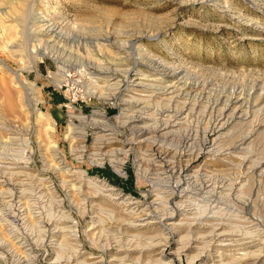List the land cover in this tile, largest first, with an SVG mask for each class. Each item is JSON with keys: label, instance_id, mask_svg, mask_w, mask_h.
<instances>
[{"label": "rangeland", "instance_id": "1", "mask_svg": "<svg viewBox=\"0 0 264 264\" xmlns=\"http://www.w3.org/2000/svg\"><path fill=\"white\" fill-rule=\"evenodd\" d=\"M21 2L0 0V58L7 64L0 63V264H26L33 258L32 256L36 258L38 264H162L161 261L164 260L166 262L164 264H168L170 259L173 260L172 264H204L205 261L201 258L206 259L207 264L227 262L237 264L236 249L240 246H235L237 243L233 240L217 235L210 238L207 235L210 230L208 226L192 225L194 219L190 217L187 218L186 224L179 228L182 235L190 238H184L185 241L181 242L178 232H170V240L165 249L166 259H159L158 251L165 238V227L159 223L160 217L166 211L165 206L161 207L165 204L162 199L170 198L172 203L170 206H173L174 202L181 198L178 193L169 195L167 193L169 190L163 186L160 191L154 190L148 176L156 172L161 173L153 159H159L158 163L165 159L164 173L159 176L164 178V181L171 180L169 185L172 188L173 186L176 188L177 183L179 189L190 190L195 187V193L199 192L201 196L210 189L204 174L194 178L191 177L190 171L194 165L201 164L207 147L216 136L209 134L207 143L202 146L204 152L200 159L186 163L185 155L191 154L192 149H195V139L201 141L204 137L203 128L209 112L205 107L198 109L194 107L193 93H189L191 97L183 94L190 90L189 81L190 84L195 81L200 83L209 81L215 93L228 91L237 86L244 88L245 91L252 87L264 89V39L253 37L250 28L236 27L230 18L222 17L223 13L212 0H28V2L25 0L26 3L22 4ZM46 2H52L54 6L60 8L58 14L52 16L54 20L64 24L65 29L69 31V39L62 43L59 41L57 49L61 50L72 63L87 60L89 56L110 59L116 62L114 68L119 70V76L127 77L118 92L117 107L112 105V102L117 103L115 97L107 100L92 98L88 101L89 104L85 105V101L80 98V88L83 83L91 81L88 76L73 72L76 80L73 82L72 79H66L63 82L68 84L61 87L63 82H59L61 76L55 74L58 73V68L53 57L46 56L44 61L33 60L28 39L30 34H36L38 31L34 30V22L37 20L34 19V15ZM228 2L245 15L264 17V0ZM29 15H32L33 21H30ZM86 15H98V21L85 24L83 19ZM75 22L79 28L73 27ZM106 31L112 35L119 33L122 39H130V42L126 46L114 45L109 49H101L97 47L96 40L103 38ZM147 32L159 33L161 36L159 39H139L141 34ZM36 35L42 36L40 33ZM75 37L81 39L80 44L74 40ZM86 38L93 43L86 46L84 44ZM162 38L166 44L161 43ZM141 42L147 43L152 51L168 59L176 69L183 70L188 87L187 90L185 88L180 90L181 98L177 97L178 92L172 91L176 84L181 88L184 82L177 83L178 76L175 73H168V68L153 64L145 53H139L137 45ZM47 67H51L54 73L48 75ZM98 67L101 68L99 65ZM141 72L152 74L156 80L141 78L144 76ZM16 74H20L27 81L25 85H28V81L34 82L36 90L19 84ZM65 93L67 97H64ZM262 95L264 102V91ZM76 96H79L76 104L83 107V111L88 114L85 119L82 116L75 119L80 138L84 133L88 134L89 130L105 128L99 122L100 114L93 113L92 108L100 110L110 108L109 115L115 128L101 129L102 145L96 150L92 148V144L90 145L92 135L89 134L88 146L83 149L85 151L80 152V149L77 153L71 151L76 145L72 143L71 136L67 135L69 112L62 104L68 102V98L72 100ZM37 98L38 107L48 113L55 122L56 129L52 133V138L57 141L63 152L64 164L73 169L84 168L89 176L106 181L116 188L113 192L117 193V199L116 195L111 196V191L105 190L103 186L97 189L77 173L69 174L66 171L64 173L58 169L57 160L53 158L52 152L45 150L51 141L50 133L44 129L39 130L36 110L32 105ZM262 109L258 116L264 119V108ZM78 111L79 109H76L77 113ZM215 111L214 116L219 112ZM175 113V122L178 120L179 124L163 129L169 118H172L170 123H173L171 115ZM247 123L238 121L235 126L229 125V128L233 127L234 134L239 138L237 141H242L241 138L249 129L258 128L256 131L258 136L254 141L258 145L256 152L264 156V122L259 126ZM167 130L174 132L164 134ZM254 137L246 138L243 142L248 144ZM138 141L141 146L136 149L135 142ZM224 143L226 142L223 140L220 145L226 149L227 144ZM175 151L177 154L174 155ZM77 156L80 159L76 158ZM101 158L104 161L102 165ZM116 158L125 161L123 168L126 174L118 173L111 165V159ZM146 169V172L152 173H146ZM51 187L55 188L59 197L64 200L65 210L70 213L71 218L64 217L58 209V204L52 197ZM258 187L257 185L256 190ZM216 190L219 192L221 188L217 187ZM119 192H122L121 197ZM193 197L186 199L188 203L186 210L191 208L189 202L194 199ZM187 212L188 216L193 215L191 210ZM175 213L176 216L172 219L167 218L166 223L179 221L180 212ZM245 213L251 216L253 210L247 207ZM132 219L136 223L152 222L147 228L146 235L149 238L143 236L138 239L128 236L132 229L129 226ZM203 221L207 223L205 219ZM239 224L247 226L245 229L248 230L244 231L262 228L264 230L263 221L259 222L257 229L255 226L248 227L249 224L243 225L242 222ZM143 229L146 230V227ZM198 230L200 235H195ZM263 230L261 232H264ZM241 233H236L237 236L234 238L240 239ZM185 242L189 244L187 247L184 246ZM140 245L141 247H138ZM195 246L204 248L201 249L202 257L191 260L189 257L198 253ZM140 249L142 254L138 252ZM179 250L182 252L181 260L176 254ZM250 261L264 264V259Z\"/></svg>", "mask_w": 264, "mask_h": 264}, {"label": "bare ground", "instance_id": "2", "mask_svg": "<svg viewBox=\"0 0 264 264\" xmlns=\"http://www.w3.org/2000/svg\"><path fill=\"white\" fill-rule=\"evenodd\" d=\"M21 1L23 3H26L25 0H21ZM26 1L28 2V0H26ZM212 1L215 2L217 7L223 13L222 17L230 18L236 27L245 26V27L250 28V30L253 32V37H255V38L258 37V38L264 39V17L263 16H261V15H245L238 8L234 7L232 5V3H229L228 0H226V1H224V0H219V1L218 0H212ZM220 1H222V2H220ZM22 2H21V4H22ZM58 9L60 10V8H58L57 6H54L52 4V2H49V3L46 2V4H43L39 8V12L34 15L35 16L34 19H37L34 22L35 23L34 24L35 25L34 30H38V31H36L37 32L36 34H38V32H40L42 30V28H41L42 24L41 23L38 24V22L43 19V18L41 19V17L48 16V15L51 16L52 14L56 15V14H58ZM224 14H227V15H224ZM31 16L32 15H29L28 18L30 19V21L31 20L33 21ZM97 18H98V15H86L85 18L83 19V21L85 22V24H88V23H92V22H97L98 21ZM27 22H28V20H27ZM75 26L78 27V23L75 22L73 24V27H75ZM63 31H65L66 34L69 35L68 30L63 29ZM36 34H32V35L30 34V37L28 39L29 49H31L30 48V45H31L30 39L41 38V37H37ZM120 35L121 34H119V33H115L114 35H112L106 31L105 36L103 38H99L96 40L97 41L96 44L98 45V46L97 45L96 46L101 48V49H104V48L109 49L111 46H114V45L126 46L128 44V42H130V39H122L120 37ZM160 36H161V34H159V33L153 34V33L147 32L145 34H141L139 39H142V40H151L154 38L159 39ZM74 40L77 41L78 44L81 43V39L79 37H77V38L75 37ZM137 41H138V39H137ZM89 43L91 45V43H93V42L86 38L84 41V44L87 46ZM161 43L166 44V41L164 40V38H162ZM132 44H134L133 41H132ZM137 48L140 51L139 53H145L147 55L146 57H148V60L153 62V64L155 63L156 65H158L164 69L168 68V70H169L168 73L169 72L175 73L178 76V81L176 80L177 83L184 82V85L181 88H180L179 84L175 85L176 88L173 85V88H175V89L172 92L173 93L178 92L177 97L181 98L182 93H180V92L182 91V88L186 89L189 86L190 90L186 91V93H184L183 95H185V94L189 95V93H193L192 95L195 98V100L192 98V100L195 101V104H193L194 107L196 109H198V107H200V108L205 107L207 109V111L209 112V117H208L207 121H205V125L203 128L204 137L201 141H199L198 138L195 139V149H192L193 151L191 152V154L185 155L186 163L189 164V163H192L193 160L200 159L203 152H204L202 146L204 143L205 144L207 143L208 138H209V134L216 136L213 139L212 144L211 145L209 144V146L207 147V150L204 153V157H203L201 164L198 163V164L194 165L193 167H191L192 170L190 172L192 173V176L189 175V177L191 176V177L197 178L199 175L204 174V177L205 176L207 177L205 180L207 182H209L207 186H209L210 189L208 188L209 190L207 192H205V194L203 196H201V194L199 192L195 193V191H194L195 187H194V189H192L193 187L190 188V190L179 189L178 183H177L176 188L174 186L172 188L171 185H169V184H171V183H169L171 181L170 179H169L170 181L167 182V180L164 181V178H160V176H161L160 174L164 173L163 168H165L164 164H165L166 160L164 159V161H162L161 163H158V161H160L159 159H156V158L153 159L154 164H156V166H158L160 171H161V173L156 172V173H153L152 175L148 176V180L154 186L153 189L156 191H160V189L162 190V188L164 187L165 189L169 190L167 192V193H169V195L178 193L180 198H181L179 201L174 202L173 206H170V204H172L170 201V198L166 199V197H164L165 200L162 199L163 201H165V204H163V205L161 204L162 205L161 207L165 206L164 208L167 211V213H165L166 212L165 211L164 215L162 217L159 216L160 217L159 223L165 227V229H164V233H165L164 243L162 244L161 248L158 251L159 252L158 255H160L159 259H166L165 249H166V247L169 243V240H170V236H169L170 232H174V231L178 232L179 237H180L179 239L181 242L185 241L184 238L188 237V236L185 237L184 235H182L180 233L179 228L183 227L187 222L186 221L187 218L190 217V218L194 219V221L191 223L192 225H200V226L206 225V226H208V228L210 230L208 229L209 232H207L208 230L205 232H207V235L210 236V238L213 235H217V237H224V239H227V240L230 239V240L235 241L237 243L235 246H240L236 249V250H238V252H236L237 257L234 256L236 258L237 264H250L251 262H253L252 264H254L255 261H250L251 259L263 260L264 259V232H261V230H263V228L261 230L244 231V229L247 226H242L239 224V222H242V224L243 223H245L247 225L249 224L248 227L252 228L253 226L256 227L257 225H259V222H262V221L264 222V215H263V213H264V156H261L260 154H258L256 152V148L258 145L254 142L258 136L257 132H256L258 128L255 127V128L249 129L247 131L246 135L241 138L242 141L239 140L240 141L239 142V141H237L239 139L238 136L235 135L233 132V130H234V129H232L233 127L229 128V125L235 126L238 123V121H243V122L245 121L246 123L249 122V123L256 124L259 126V124H262L264 122V119H261L258 116L259 115L258 112L262 108H264V102L262 100L263 99L262 94H263L264 89H260L258 87L257 88L252 87V88L248 89V91H245L244 88L237 86V87L231 88L228 91L227 90L223 91V92L219 91V92L215 93L213 86H210L211 84L209 85V81H206L203 83L195 81V83L193 82V84L192 83L190 84V81H189V85H188V82L186 81V76L183 75V73H182L183 70H180L179 68H178L179 70L176 69L175 68L176 66L174 67L173 65H171L170 64L171 62L168 61V59H166L165 57H163V56L155 53L154 51H152L153 49H151L147 43L141 42L137 45ZM30 55H31V57L33 56L32 57L33 60L41 59L42 57H44V55L53 56L54 58H56L58 60L61 58V56H64L65 58L70 60L66 55H64V53L61 52V50H58L57 48L56 49L50 48V47H42L40 50L37 51L36 54H33L31 51ZM141 55L143 56L144 54H141ZM87 58H88V56H87ZM113 60L115 61V59H113ZM97 61L99 63V61H101V59L95 58V57L92 58V56L90 58V56H89V59L81 60L80 62H78L77 69H79V68L83 69L82 67H85L86 72H91V73L93 72L94 73V72H96V70L102 69V68L98 67V64H96ZM0 63L2 65H7L5 60H3L2 58H0ZM58 65H59L58 66V73H55V74L57 76H61L58 79L59 82H61L64 80V78H66L67 74L65 73L66 71H64L65 70V68H64L65 64L63 63V61L59 60ZM8 68H9V70L13 71L10 67H8ZM91 68H94V69H91ZM52 73H54V71H52ZM141 73L144 75L143 77L141 76V78L156 80V78H153L151 76L152 74L143 73V72H141ZM124 77L127 78L126 76H124ZM16 78H17L18 83L23 85L25 88L30 86L36 90V88H35L36 84L34 82L28 81V85H25V83L27 84V81H25L24 78L20 74H16ZM183 79H184V81H182ZM142 83H143V81H142ZM113 84H115L114 88H116L118 86L114 82H113ZM143 91H145V90H143ZM90 92L92 93V91H90ZM146 92H147V90H146ZM148 92H150L149 89H148ZM110 94L111 93H106V91H101L100 93H98L99 96H105L106 98H108L107 96H109ZM142 96H143V94H142ZM189 96L191 97V95H189ZM172 98H174V96ZM183 99H184V97H183ZM38 101H39L38 98L35 99L33 101L32 105H33L34 109L36 110V116H37V121H38V125H39V130L44 129L50 133V138H51L50 140L51 141H49V144H47L45 150H50L52 152L53 158L57 160L56 162L58 164L57 165L58 169L63 170L62 172L66 171L69 174L72 172L77 173L78 176L82 177V179L84 178L85 181H88L89 184L96 186V188L103 186L105 188V190L111 191V196L115 197V195H116L115 199H117V193L114 194V192H113V190H116V188L112 187V185H110L106 181H102L99 177H96V176H89L88 171L84 168L73 169V168L68 167L67 165L64 164L63 152L61 151L57 141L54 138H52L53 137L52 133L56 129L55 122L52 120L51 116L48 113L44 112L41 108L38 107V104H37ZM29 103H30V100H29ZM192 109L193 108H191V110ZM215 110L219 111L216 116H214ZM262 111H263V109H262ZM96 112L99 113L101 116L99 122H101V124L105 127V128L102 127L101 129L113 130L115 128L114 122L111 119V116L107 115L103 110L95 109L93 111V113H96ZM77 116H82L85 119L86 117H88V114L70 112V117L68 119L66 131H68L67 135L71 136L70 139H72V143L75 144L77 147L76 148L75 146H73L71 151L76 152V153H77V151H79L78 149H80V152L85 151L83 149H84V147L88 146L87 145L88 136L90 133H92V135H93L90 145L92 144V148H94L95 150L100 148V146L102 145L101 143H102V136H103L102 134H100L101 129H98V130L96 129V130H92V131L89 130L88 134L84 133V135L82 134L83 136L80 138L81 135L78 134V133H80V131L78 129L79 127L75 121V117H77ZM171 116H173V119H174L173 123H170L172 118H169L165 122L163 129H168V128H170L171 125L174 126L176 124H179L178 120H177V122H175L176 113L171 115ZM174 116H175V118H174ZM117 117L120 118L121 116H117ZM95 119H93V120H95ZM96 121H98V120H96ZM201 125H202V123H201ZM199 127H200V125L197 126V132L199 131ZM172 132H174V131L173 130H167V132H164V134L165 133H172ZM255 134H256V136H255ZM252 137H254V140L252 139V141H249L248 144H245V142H243L244 140H246V138H252ZM79 138H80V141L77 143ZM223 140L226 142L224 144L228 145V147L226 145V149L224 147H222L223 145H220V142ZM80 143H81V145H80ZM107 144H109V143H107ZM135 144H136V146H135L136 149H138V147L141 146L140 141L135 142ZM124 151H126V149ZM176 151H178V150H176ZM176 151L174 152V155H175ZM258 151L260 153V150H258ZM93 153L95 155V152H93ZM168 157H170V156H168ZM76 158L80 159L78 156ZM167 159L169 160V158H167ZM110 162H111V165L114 167V169L118 173H121L122 175L126 174V170H124V168H123V164L125 162L123 159H121V158L120 159L116 158L115 160L111 159ZM103 163H104V161L101 158L100 164L102 165ZM171 168H173V166ZM169 169H170V167H169ZM155 170H156V167H155ZM157 170H158V168H157ZM146 171H147V169L145 170V172ZM140 173H142V168H141ZM146 173H149V172H146ZM151 173H149V174H151ZM208 174H212V175H208ZM80 177H79V179H81ZM190 179L193 180V178H190ZM178 182H180V181H178ZM257 185L259 187L256 190ZM190 186H191V184H190ZM199 187H200V185H199ZM217 187L221 188V190L219 192L216 190ZM191 189L193 191H191ZM50 190L52 193V197L54 198V201H56L58 204L59 208L58 207L57 208L62 212L64 217L71 218L70 213L67 210H65L64 200L59 197L55 188L51 187ZM190 193H192V195H189ZM121 194H122V192H119L120 197H121ZM193 194H195L196 196L194 195V197H193ZM157 196H159V194H157ZM191 197H193L194 199L192 201L190 200L191 202H189L190 203L189 206L191 208H189V207L188 208H189V210H191V213L193 215L188 216L187 211H189V210L185 209L187 207V204H188V203H186V199L188 200ZM127 198H128V196H127ZM127 198H126V200L128 202H130ZM131 202H133V201H131ZM247 207H249L250 209L253 210V213L251 216H248L245 213V210L247 209ZM164 208H163V210H164ZM130 209H132V208H130ZM176 211H179L180 215H181V217L179 218V221L166 223L167 218L172 219L176 216V213H175ZM189 215H191V214H189ZM47 218H51V217H47ZM47 218H45V219L47 220ZM40 219H41V217L39 218V220ZM204 219L207 221V223H205L203 221ZM133 220L134 219H132V222H130V225L128 223H126V224L131 226L132 229L130 230V232H133L134 234L133 233L130 234V232H129V235L128 234L127 235L133 236V237L138 238V239L143 237V236L145 238H149V236L146 235L147 231H148L147 228L150 227V223H152V222L147 221L145 223H142V222L136 223L135 220L134 221ZM189 220H188V222L190 223ZM143 227H146V230L143 229ZM188 227L190 228L189 224H188ZM257 228L258 227H256V229ZM101 229H103V227H101ZM190 229H189V231H190ZM220 229H222V231L219 232L218 230H220ZM241 229H243V230H241ZM167 230H168V232H166ZM245 230H248V229H245ZM196 232L197 233L195 235H198V234L200 235L199 230ZM240 232H242L241 235L239 234L240 239H235L234 236L236 237L237 234ZM192 233H194V232H192ZM192 233H191V235H192ZM204 235L205 234L203 233L202 234L203 238L205 237ZM188 238H190V237H188ZM203 238H202V240H203ZM211 241H212V239H211ZM222 241H223V239H222ZM137 242H138V240H137ZM205 242H207V240ZM186 243L187 242L184 243L185 247H187L186 245H189ZM204 244L206 246V243H204ZM204 244H202V245H204ZM223 244L225 245V243H223ZM180 246H182V245H180ZM138 247H141V245ZM194 248L197 250L198 253L192 254V256L189 255L190 256L189 259H191V260H193V259L195 260L196 258H201L202 252H203L202 250L204 249V248L202 249L200 246H195ZM145 249H143V250H145ZM184 250H185V248L182 250V252H184ZM136 251H137V249H136ZM141 251H142L141 249H140V251H138L139 254L141 253ZM182 252H180V250H179L176 253L178 255L177 257L180 260L182 257L181 256ZM57 254H59V253H57ZM32 257L33 258L30 259L29 262H26V264H38L36 258L34 256H32ZM58 257H60V254ZM234 257H232V258H234ZM201 260L205 261L204 264H207L206 259L201 258ZM164 261H161V262H163L162 264L166 263ZM245 261H249V262H245ZM167 263L172 264L173 260L170 259V260H168ZM219 264H233V262L219 263Z\"/></svg>", "mask_w": 264, "mask_h": 264}, {"label": "built area", "instance_id": "3", "mask_svg": "<svg viewBox=\"0 0 264 264\" xmlns=\"http://www.w3.org/2000/svg\"><path fill=\"white\" fill-rule=\"evenodd\" d=\"M41 19L42 20H40L38 24L40 23L42 24L41 25L42 30L38 32V34L40 33L42 34V36L36 35L37 37H41V38L30 39V43H31L30 48L33 54H36L37 51L40 50L42 47H50V48L56 49L58 48V44H60L59 41L62 43L69 39L66 32L63 31L65 27H64V24H62V22L54 20L52 15L41 17ZM46 56H50V55H44V57H42L40 60L44 61ZM50 57H53V56H50ZM54 60L57 63L56 64L57 68L59 66L58 65L59 60L63 61V63L65 64V66L64 65L63 66L65 68L64 71H66L65 73L67 75H66V78H64V80L72 79V81L74 82L76 78L73 76V72L74 74L77 73L78 75L88 76L90 78L91 81L88 83H83L80 88V92H81L80 98L82 101H85L84 103L85 105L89 104L88 101L91 100L92 98H103L107 100V99H112L113 97H115L117 98L116 99L117 103L112 102L113 103L112 105H114V107L118 106V92H120L121 84L123 83V80L126 78L125 77L122 78L119 76V70L117 68H114V65L116 64V62H113L110 59L109 60L101 59V61H99V63L97 61V63L99 66H101L102 69H98V70L95 69L96 72L91 73V72H86L85 67H82L83 69H80V68L77 69L78 63H72L70 60H68L64 56H61L59 60L56 58H54ZM103 68H110V69H103ZM91 69H94V68H91ZM52 71L54 70H52L51 67H47L48 75H51ZM113 82L118 85L116 88H114L115 84H113ZM64 84L67 85L68 83L63 82L61 87H63ZM90 91H92V93ZM101 91H106V93H111V94L107 96L108 98H106L105 96H99L98 93H100ZM64 97H67L66 93L64 94ZM78 100H79V96H76L72 100L68 98V102H63L62 105H64L67 108L69 112V117H70V112L77 113L76 109H79L78 113L86 114V112L83 111V107H80L78 106V104H76ZM95 109L97 108H92L93 111ZM112 109H115V108H112ZM103 111L107 115H109L110 108L109 110L106 108ZM67 124H68V121H67ZM90 134L92 135V133Z\"/></svg>", "mask_w": 264, "mask_h": 264}]
</instances>
